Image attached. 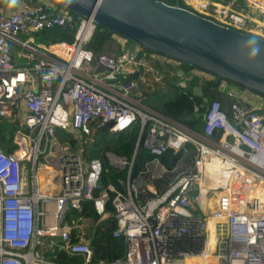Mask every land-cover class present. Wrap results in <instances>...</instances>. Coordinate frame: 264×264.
<instances>
[{"label": "built area", "instance_id": "1", "mask_svg": "<svg viewBox=\"0 0 264 264\" xmlns=\"http://www.w3.org/2000/svg\"><path fill=\"white\" fill-rule=\"evenodd\" d=\"M238 1L185 3L264 40V0H242L241 9H232ZM55 28L75 30L73 43L32 37ZM97 28L92 17L48 0L0 8V120L16 124L0 142V264H264V95L194 68L187 80L217 81L230 102L226 111L221 101L204 99L183 117L201 118L198 130L190 129L140 103V81L148 93L165 90L183 71L181 62L132 45L95 54L87 46ZM140 59H157L160 66ZM138 122L139 143L153 158L134 177V160L112 151L103 161L88 156L84 139L92 124L115 134ZM60 133L72 135L76 147ZM169 151L180 154L173 168L162 162ZM110 170L128 171L127 178L103 184ZM85 202L116 220L113 237L125 243L122 258L94 261ZM71 211L76 216L68 221Z\"/></svg>", "mask_w": 264, "mask_h": 264}, {"label": "water", "instance_id": "2", "mask_svg": "<svg viewBox=\"0 0 264 264\" xmlns=\"http://www.w3.org/2000/svg\"><path fill=\"white\" fill-rule=\"evenodd\" d=\"M48 1L76 15L92 17L110 34L119 35L148 52L178 60L264 95L262 39L222 26L182 8L179 3L170 6L161 0ZM182 74V70L178 72V76ZM139 76L137 72L131 80L137 81ZM193 91L195 96L204 97L201 86ZM150 95L144 91L140 101ZM108 218L105 214L100 221Z\"/></svg>", "mask_w": 264, "mask_h": 264}, {"label": "trees", "instance_id": "3", "mask_svg": "<svg viewBox=\"0 0 264 264\" xmlns=\"http://www.w3.org/2000/svg\"><path fill=\"white\" fill-rule=\"evenodd\" d=\"M26 2L27 4L37 3L38 0H3L0 3V7H5L10 2ZM164 3L175 6L177 3L191 12H195L193 8L188 6L184 0H161ZM197 13V12H195ZM74 14V13H73ZM76 15V14H74ZM75 30H64L61 28H55L49 30L43 34L37 35L39 40L49 44L50 42L66 41L73 43L75 38ZM115 34H110L104 28L98 26L95 31L91 42L87 48L95 54H102L105 52V44L110 41ZM128 45H133L128 41ZM182 69L184 75L173 76L170 83L165 90L154 91L150 97H144L142 102L146 103L147 107L154 110L162 115L171 119L185 122L186 125L193 130H198L199 122L201 118H196L190 122H186L185 114L193 113L195 108L200 107L204 99L209 101L219 100L222 103L223 109L228 111L229 98L219 92L218 82H200L197 78L192 76L187 80L189 71L194 69L182 63ZM186 87L183 88L180 83L186 81ZM202 86L204 97L200 98L194 95V88ZM146 89L141 87V89ZM204 109H200L202 113ZM15 123L7 122L6 120H0V142L6 143L7 138L11 135L15 128ZM141 122L136 123L130 130L119 133H110L108 128L98 129L97 124H92V133L90 136L84 139V147L88 156L91 158H99L103 161V155L107 151H112L118 155L127 157L130 160H134L132 169V176L134 177L139 171L141 172L146 163L150 161L153 156L144 149L143 144L139 143V137L141 133ZM61 140L64 141L67 137H71L70 143L73 148L76 147L78 141L73 138L72 135L66 133L61 134ZM180 157V154H176L173 151H169L165 156L162 157V162L169 168H173L176 161ZM107 166V165H106ZM128 171H113L110 170L108 173L104 172L102 176V183L106 184L112 182L118 186V181L127 178ZM121 187V186H119ZM92 202H85V214L86 219H92L94 223L93 234L91 235V248L94 252V261H114L120 259L125 254V243L123 239H116L113 237L114 231L117 229V222L114 218L110 217L103 222L97 212L92 208ZM108 212H113L111 206L108 207ZM76 216V212L71 211L68 214V221H71ZM67 263L79 262L77 259L62 258Z\"/></svg>", "mask_w": 264, "mask_h": 264}, {"label": "crops", "instance_id": "4", "mask_svg": "<svg viewBox=\"0 0 264 264\" xmlns=\"http://www.w3.org/2000/svg\"><path fill=\"white\" fill-rule=\"evenodd\" d=\"M3 0H0V3L2 2ZM184 2H186V0H184ZM231 2V1H229ZM237 3V2H235ZM26 5V2H16V1H13V2H10L9 4H7V6L5 7H2L3 9L7 10V11H16V10H19V9H23L24 6ZM240 7L238 9L241 8V4L239 3ZM234 7V6H233ZM1 8V7H0ZM127 40L119 35H113L112 39L110 41H108L106 44H105V52L108 53V54H116V53H120L121 51H123L125 49V47L127 46ZM134 49H142L140 48L139 46H134ZM144 50V49H142ZM145 51V52H144ZM143 52L144 53H150V54H156V53H152V52H148L146 50H144ZM161 55V54H159ZM145 61L147 62L148 65H157V59L155 61L153 60H146ZM149 68V67H148ZM150 69V68H149ZM147 79L149 80V82H155V79L153 77V75L151 74V72L147 73ZM141 87H145L141 81H140V88ZM202 87V86H201ZM144 91H147V89H140V92L143 94ZM149 92V91H148ZM152 91H150L151 93ZM140 103H142V101H140Z\"/></svg>", "mask_w": 264, "mask_h": 264}, {"label": "rangeland", "instance_id": "5", "mask_svg": "<svg viewBox=\"0 0 264 264\" xmlns=\"http://www.w3.org/2000/svg\"><path fill=\"white\" fill-rule=\"evenodd\" d=\"M44 0H38L37 1V3H34V4H32V5H36V4H39L40 2H43ZM210 1H212V2H216V3H220V4H224V5H229V1H231V2H233V0H210ZM242 0H239L237 3H235V6L233 7H231L232 9H238L239 7H240V5H239V3L241 2ZM31 4H27L26 3V5H24V6H30ZM241 9V8H240ZM34 39H36V40H39V38L37 37V36H32ZM133 44V43H132ZM132 46H136L135 44H133ZM129 50H131L130 48H129ZM176 62H179L178 60H175ZM181 66H182V63H181ZM230 85L231 86H233V87H236V88H240V89H245V87H242V86H239V85H237V84H235V83H233V82H230ZM147 104L146 103H141V106H144V107H147L146 106ZM62 141V140H61ZM63 142V141H62ZM217 193H219V191L218 192H216V193H214L215 195H214V197L216 196V195H218ZM84 228H85V230L90 234V235H92L93 234V228H94V223L92 222V220H88V219H86L85 221H84Z\"/></svg>", "mask_w": 264, "mask_h": 264}, {"label": "bare ground", "instance_id": "6", "mask_svg": "<svg viewBox=\"0 0 264 264\" xmlns=\"http://www.w3.org/2000/svg\"><path fill=\"white\" fill-rule=\"evenodd\" d=\"M127 53H132V51H129V50H127L126 51ZM140 62H146L144 59H140ZM131 63H133V64H135L136 63V57L134 58V60L133 61H131ZM146 64H147V62H146ZM158 64V63H157ZM158 66H160L159 64H158ZM51 168L48 166V167H43V168H41V170H40V172H39V178L41 179V180H45V178H46V174H47V171L48 170H50ZM219 200V196H216V197H214L213 198V201H212V207H214L215 205H216V203H217V201ZM212 263V262H211Z\"/></svg>", "mask_w": 264, "mask_h": 264}]
</instances>
